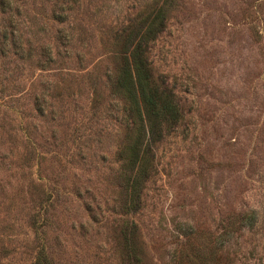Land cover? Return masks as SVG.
Returning a JSON list of instances; mask_svg holds the SVG:
<instances>
[{
	"label": "rangeland",
	"instance_id": "1",
	"mask_svg": "<svg viewBox=\"0 0 264 264\" xmlns=\"http://www.w3.org/2000/svg\"><path fill=\"white\" fill-rule=\"evenodd\" d=\"M0 264H264V0H0Z\"/></svg>",
	"mask_w": 264,
	"mask_h": 264
},
{
	"label": "trees",
	"instance_id": "2",
	"mask_svg": "<svg viewBox=\"0 0 264 264\" xmlns=\"http://www.w3.org/2000/svg\"><path fill=\"white\" fill-rule=\"evenodd\" d=\"M162 18V12L159 11L134 44L130 51V58L128 57L132 66L129 62H126L127 66L123 69L122 77L119 80V86L127 91L131 99L134 113L140 121H143L145 115L151 129L157 127L162 118H170L172 120L178 118V109L172 97L159 92L153 85L152 80H150V71L144 57V40H152L157 36L161 29ZM133 166L136 171L134 176H132V190L128 207L136 209L140 202L138 182L148 172V168L145 165V155H141V147L138 149Z\"/></svg>",
	"mask_w": 264,
	"mask_h": 264
}]
</instances>
